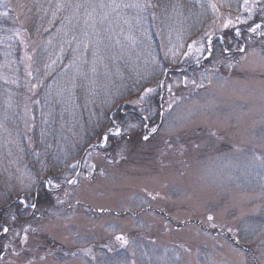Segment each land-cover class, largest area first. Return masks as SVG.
<instances>
[{"label": "rangeland", "instance_id": "374dc122", "mask_svg": "<svg viewBox=\"0 0 264 264\" xmlns=\"http://www.w3.org/2000/svg\"><path fill=\"white\" fill-rule=\"evenodd\" d=\"M46 1L53 2L50 13L57 17L55 8L69 0ZM196 1L205 17L177 32L173 44H162L159 61L167 67L159 84L147 83L154 64L147 43L136 38L132 43L140 64L137 82L152 90L136 95L132 104L148 106L153 92L154 124H145L137 139L130 127L135 124L124 115L126 140L113 151L88 146L82 158L64 160L71 171L59 182L33 174L24 152L18 154L20 130L33 121L28 98L1 96L0 206L18 205L22 216L9 212L0 219L9 229L1 231L0 264H264V24L242 27L245 16L232 7L245 0ZM23 2L0 0V7L18 15L19 30L27 19ZM260 3L261 16L264 0L242 5L254 12ZM15 33L26 42L15 28L9 38ZM129 33L123 30L119 41L131 40ZM226 39L236 43L228 48ZM93 67L88 63L87 90L101 100L115 95L118 88L92 75ZM91 91L84 93L86 99ZM5 108L16 114L11 121L5 120ZM108 118L111 125L100 135L101 144L121 130V123L111 114ZM38 184L49 189V198L28 211L22 201L30 205Z\"/></svg>", "mask_w": 264, "mask_h": 264}, {"label": "trees", "instance_id": "16d2710c", "mask_svg": "<svg viewBox=\"0 0 264 264\" xmlns=\"http://www.w3.org/2000/svg\"><path fill=\"white\" fill-rule=\"evenodd\" d=\"M23 3V14L27 19L20 30L26 35L25 43H20L16 33L9 38L12 29L20 31V20L10 7H0V89L7 90L0 91V98L3 94L10 99L22 94L28 98L33 121L31 126L20 130L23 147H17L18 154L24 152L22 156L28 160L33 174L41 178L51 177L59 182L71 171L70 163L65 162L79 156L82 158L86 147L90 146V150L113 151L120 141L126 140L129 135L126 134L128 120L126 123L124 115L131 117L129 121L135 124V131H132L137 139H141L145 124H154L156 112H153L151 105L157 98L153 92L148 94L151 100H148V106L140 108L141 105L132 104L136 95H141L149 88V85L137 82L141 78L138 74L140 64L131 52L135 47L132 44L135 38L147 43V55L154 62L147 81L151 87L166 77L163 74L167 66H162L159 61L164 48L162 44H173L177 32L181 33L194 25L196 20L201 21L205 15L203 6L196 0H69L55 8L57 17L50 13L53 2L25 0ZM242 4L245 2L236 1L232 10L236 15L245 16L246 22L241 24L244 29L252 24H264V15L260 16L257 12L261 3L254 12L248 11ZM37 14L44 16L37 18ZM123 30H128L134 36L131 40L124 39L125 43L118 39ZM52 34L57 37H52ZM229 38L234 36L230 35ZM83 43H86V49ZM235 43L231 39L224 40L228 48ZM22 46H25L29 58L27 66L21 58ZM97 54L98 58H95ZM75 61H83L85 65L80 67L79 63L75 67L72 65ZM88 63L94 64L93 68L98 71L93 69L92 75L99 77V80L104 79L111 88H118L115 95L101 100L98 94L87 90V75L90 72ZM90 91L92 98L86 99L87 94L85 96L84 93L89 92V96ZM157 92H160L159 86ZM1 102L2 99L0 107H4L5 103ZM7 110L5 120L8 122L16 114L5 108ZM90 110L99 115L97 120L90 117ZM45 112L52 113L45 116ZM110 114L118 125L121 123V130L119 135H107V142L101 145L100 135L111 125L108 118ZM78 131L81 132L78 134ZM26 136L30 137L32 143L29 147ZM35 163H39V167ZM49 194V189L43 184L35 185L30 204L36 207L43 205ZM7 203L0 206L1 221L3 213L7 215L9 212L21 218L20 207ZM26 209L33 210L30 206ZM2 230L3 225L0 223V237Z\"/></svg>", "mask_w": 264, "mask_h": 264}, {"label": "snow or ice", "instance_id": "6c2138e0", "mask_svg": "<svg viewBox=\"0 0 264 264\" xmlns=\"http://www.w3.org/2000/svg\"><path fill=\"white\" fill-rule=\"evenodd\" d=\"M245 3H247V0H245ZM256 27L258 28L259 25H257ZM252 30L255 31V29H252ZM146 91H152V90H151V89H147ZM130 127L134 128L135 125H130ZM109 131H111V129H110ZM156 131H157L156 128H152V129H151V132H153V133L156 132ZM119 133H120V129L117 128V129H116V134L119 135ZM148 138H149L148 136H144V140H148ZM107 139H108V137L105 136V137H104V141L107 142ZM93 167H95V166H93ZM70 182H74V181H70ZM47 183H48L49 185H51V184H52V180H48ZM57 186H58V185H57ZM22 203H25L26 206H30V207H32V208H35V207H36L35 204H30V205H28V204H27V201H22ZM208 219H209V220H212L213 217H212V216H209ZM3 231H4L5 233H7V232L9 231V229H8L7 227H4ZM229 231H231V230H229ZM24 238H25V240L27 239V232H25V237H24ZM117 239H118V240H123L124 238H123V236H118Z\"/></svg>", "mask_w": 264, "mask_h": 264}]
</instances>
